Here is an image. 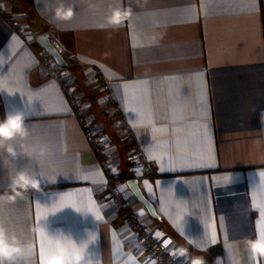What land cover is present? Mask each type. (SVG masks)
Listing matches in <instances>:
<instances>
[{"label": "crops", "instance_id": "0c3cea01", "mask_svg": "<svg viewBox=\"0 0 264 264\" xmlns=\"http://www.w3.org/2000/svg\"><path fill=\"white\" fill-rule=\"evenodd\" d=\"M21 2L0 0V119L20 111L27 126L8 142L15 155L0 149V195L13 192L17 172L38 181L0 199V226L22 248L20 264H43L60 234L86 264L155 263L134 251L104 200L103 167L36 39L7 18L58 42L84 106L93 93L98 105L111 94L151 165L152 176L138 180L159 219L129 191L131 205L169 252L185 264H264L248 248L264 234V0ZM60 5L72 15H58Z\"/></svg>", "mask_w": 264, "mask_h": 264}, {"label": "built area", "instance_id": "2783aa9c", "mask_svg": "<svg viewBox=\"0 0 264 264\" xmlns=\"http://www.w3.org/2000/svg\"><path fill=\"white\" fill-rule=\"evenodd\" d=\"M13 28L25 39L35 40L38 36L36 31L29 29L26 26L19 24L16 20L7 18ZM52 44L59 50V44L56 40H51ZM60 51V50H59ZM39 56L42 59L43 65L46 67L49 77L56 79L63 87L75 115L79 119L83 131L95 152L107 178V185L104 195V200L115 208L116 212L123 218L129 231L134 238V251L141 256L147 257L155 264H185L182 252H169L167 248L159 241L156 235L147 228L140 220L138 212H134L131 205L126 199V194L115 180L112 170L111 161L109 160L106 148L97 138L95 131L91 125V119L87 116L86 110L81 106V101L77 92L76 85L69 78L68 73L64 68L58 65L45 50L39 49ZM105 93L108 88L105 84L102 85ZM107 98L112 102L111 94H107ZM124 137L132 147L136 162L141 166L143 173L148 175L151 172V165L146 161L141 151L135 147V140L130 129L124 126ZM127 188V185H126Z\"/></svg>", "mask_w": 264, "mask_h": 264}, {"label": "clouds", "instance_id": "9594fccd", "mask_svg": "<svg viewBox=\"0 0 264 264\" xmlns=\"http://www.w3.org/2000/svg\"><path fill=\"white\" fill-rule=\"evenodd\" d=\"M56 12L58 15L64 13L66 17L72 15L71 7L65 8L63 5H60ZM120 16V10H114L109 18V23L117 26ZM26 134L27 126L25 125L24 113L20 111L8 112L3 119H0V149L6 151L9 155H15V151L8 142ZM9 187L13 189V192L0 195V199L4 195L12 198L13 195L22 194L23 191L29 188H37L38 181L27 173L20 171L12 179ZM50 242L54 244V249L44 256L43 264H86L85 253L80 250L70 236L60 234ZM248 248L253 259L260 256L261 252L264 251V238L258 235L256 240L249 242ZM21 255L22 248L16 239L10 236L3 226H0V264H20L19 257Z\"/></svg>", "mask_w": 264, "mask_h": 264}, {"label": "rangeland", "instance_id": "374dc122", "mask_svg": "<svg viewBox=\"0 0 264 264\" xmlns=\"http://www.w3.org/2000/svg\"><path fill=\"white\" fill-rule=\"evenodd\" d=\"M9 2H12L16 6L23 5V3L18 0H9ZM69 78L73 80L70 75ZM93 94L91 102L87 103L88 105L85 106L81 103V106H83V109L86 110L87 116L91 119V125L97 138L107 149L106 152L108 153L109 160L111 161L115 180L125 192L126 199L131 205L129 189L126 188L127 175L133 176L134 179H143L148 175L143 173L141 166L136 162L134 151L124 137V125L122 124L120 118L115 117L114 107L111 101H109L107 96H105L102 100L105 101L106 105H98L97 94ZM91 110L94 111L97 118H101L99 120L103 123L94 122V117L96 116L93 115ZM131 208L134 212H136L132 205ZM137 215H139V213H137Z\"/></svg>", "mask_w": 264, "mask_h": 264}, {"label": "water", "instance_id": "95a60500", "mask_svg": "<svg viewBox=\"0 0 264 264\" xmlns=\"http://www.w3.org/2000/svg\"><path fill=\"white\" fill-rule=\"evenodd\" d=\"M37 45L46 51V53L54 59V61L62 68H68L69 64L62 55V53L52 44L49 33L40 34L36 37ZM127 188L133 194V196L144 206L148 214L153 219H159L155 205L146 198L143 194L138 179H130L126 182Z\"/></svg>", "mask_w": 264, "mask_h": 264}, {"label": "trees", "instance_id": "16d2710c", "mask_svg": "<svg viewBox=\"0 0 264 264\" xmlns=\"http://www.w3.org/2000/svg\"><path fill=\"white\" fill-rule=\"evenodd\" d=\"M20 1H25L26 3L32 5V0H20ZM64 69L66 70L67 68H64ZM150 176H152V171L148 174L147 177H150ZM126 178H127V180L134 179V177L133 176H130V175H127Z\"/></svg>", "mask_w": 264, "mask_h": 264}, {"label": "snow or ice", "instance_id": "6c2138e0", "mask_svg": "<svg viewBox=\"0 0 264 264\" xmlns=\"http://www.w3.org/2000/svg\"><path fill=\"white\" fill-rule=\"evenodd\" d=\"M262 238H264V234H261ZM260 256H264V251L261 252Z\"/></svg>", "mask_w": 264, "mask_h": 264}]
</instances>
